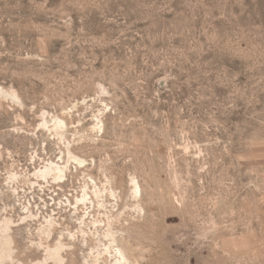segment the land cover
Returning <instances> with one entry per match:
<instances>
[{
    "label": "rangeland",
    "instance_id": "374dc122",
    "mask_svg": "<svg viewBox=\"0 0 264 264\" xmlns=\"http://www.w3.org/2000/svg\"><path fill=\"white\" fill-rule=\"evenodd\" d=\"M0 86L22 101L0 104L8 264L43 261L69 231L79 238L64 264L90 263L85 207L68 201L89 175L116 196L85 228L98 220L106 242L110 225L131 264H264V0H0ZM45 113L66 136L43 128ZM69 144L87 167L70 160L61 185L34 176L67 162ZM26 205L38 220L21 218ZM51 215L60 224L43 246Z\"/></svg>",
    "mask_w": 264,
    "mask_h": 264
},
{
    "label": "bare ground",
    "instance_id": "6f19581e",
    "mask_svg": "<svg viewBox=\"0 0 264 264\" xmlns=\"http://www.w3.org/2000/svg\"><path fill=\"white\" fill-rule=\"evenodd\" d=\"M2 99H11L22 104V101L16 92H10L0 86V104ZM46 114L48 113H45L43 115V128L52 133L55 132L56 136H58L59 138H63L68 130V124L65 119L61 118L60 116H54L52 119L49 120ZM95 118L96 123L93 126V129L101 130V124L103 123L99 116H96ZM67 148V152L70 157L67 162L65 160L64 155H62L63 157L59 161L49 160L43 166L36 168L37 170L35 171L34 176L45 183L50 184L53 181L54 183H58L61 185L62 183L68 180V172H71V168L69 165L70 160L76 162L80 168L87 167L88 161L86 159L75 155L70 148V144L67 146ZM10 175V179L12 182L14 180L19 182L21 178V174L19 172L14 171L11 172ZM89 178L91 182L86 183L83 188L82 195L76 197L75 202H72V200L68 199L71 207L75 205L76 211L80 210L81 206L85 207L84 215L78 220H81L80 225L82 229V234L84 235V242L88 243L90 236H93L95 240V243L91 248V261H89V264H103L106 261L108 262V259H112L111 262L109 260L108 264H131L130 258L127 255L128 252L126 251V248H124V246L120 243L117 233L113 232L110 229V225L107 226V231L104 233L107 240L106 242L103 240L104 238L101 239L98 236V232L101 231V227L100 225H98V220L91 221L93 225H96L94 233L92 228L91 232H89L85 228L86 226H89L87 220L92 216V211H94L97 204L101 207L108 208V194H110L111 197L116 196V193L113 189L109 190L108 188H105L104 186L100 185L99 182H97L91 175H89ZM33 183L42 186L41 182L36 181ZM131 186L133 189V197L137 199L138 196H141L142 194V188L139 183V180L135 177L132 178ZM15 192L20 194V186H17ZM138 207L140 208V205H138ZM26 209L27 213L24 214L25 217H21L23 220H38V215L33 211L32 207H28V205H26ZM44 219L45 220L43 222L39 220V231L42 239L41 245L43 246L45 244V242H43L44 239L54 238L56 226L60 224L52 215L47 216ZM2 221L3 222L0 223V264H5L15 259L16 248L13 232L16 225H14L15 221L10 217H6ZM69 232L68 236L73 243L66 242L67 237L65 235V232H61L58 238L56 239V243H54V245H51L50 242L47 243V247L45 249L46 254L44 253V260L35 264H64L66 259L65 254H68L70 251H73L75 249V243L79 238L76 233H73L72 231Z\"/></svg>",
    "mask_w": 264,
    "mask_h": 264
}]
</instances>
